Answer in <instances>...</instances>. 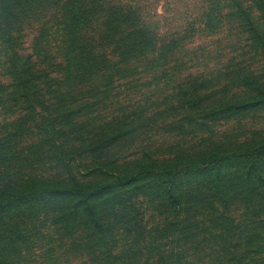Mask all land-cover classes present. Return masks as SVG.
Wrapping results in <instances>:
<instances>
[{
    "label": "trees",
    "instance_id": "trees-1",
    "mask_svg": "<svg viewBox=\"0 0 264 264\" xmlns=\"http://www.w3.org/2000/svg\"><path fill=\"white\" fill-rule=\"evenodd\" d=\"M202 2L201 31L211 29L215 20L219 30L220 14L231 8L228 2L236 3ZM250 2L264 19V0ZM240 13L230 15L228 24L257 41L255 50L264 52V30L249 14ZM53 17L57 34L66 43L65 67L60 69L65 82L58 80L60 86L93 75L107 82L110 72L115 74L139 58L162 62L153 55L157 48L164 54L176 52L187 39L161 35L144 19L141 8L129 4L0 0V48L4 47L3 71L9 81L0 85V99L33 106L62 98L51 96L59 94L51 87L44 92L39 88L41 82L48 85L49 76L31 58L20 56L14 43L24 23L49 22ZM96 30L102 40L82 44L81 37ZM107 47L115 48L118 62L97 53ZM257 98L264 99L261 87L251 89L246 102H218L212 112L217 117H238L264 105ZM72 116L35 127L40 139L29 147L17 145V138L27 133L24 127L0 137V264H29L24 254L37 249L40 239L50 246V258L56 254V241L65 240L67 252L85 255L88 264H264V222H254L261 211L247 212L237 224L228 216L230 207L239 202L264 206V144L231 148L221 143L204 157L185 163L121 167L102 154L129 133L113 130L97 136L103 140L85 141L82 138L95 136L77 127ZM75 156L92 162L74 166ZM45 166L52 167L54 176L62 171L67 178L44 177ZM193 242L203 246L191 247ZM195 251L203 257L197 258Z\"/></svg>",
    "mask_w": 264,
    "mask_h": 264
},
{
    "label": "rangeland",
    "instance_id": "rangeland-1",
    "mask_svg": "<svg viewBox=\"0 0 264 264\" xmlns=\"http://www.w3.org/2000/svg\"><path fill=\"white\" fill-rule=\"evenodd\" d=\"M104 1L115 6L129 4L141 8L144 19L151 22L161 35H179L187 39L176 52L164 54L157 48V54L153 55H159L157 58L162 62L153 61L154 57L150 61L139 58L131 65H122L121 71L115 74L110 72L111 80L107 82L93 75L84 76L82 80L70 79L60 86L58 80L65 82L60 69L65 67L66 43L64 38H60L61 34L58 35L57 22L53 17L49 22L24 23L22 31L15 35V50L20 56L31 58L32 64L49 76L48 85L41 82L39 88L44 92L51 87V91H59V94L51 96L62 98L58 102L47 100L33 106L0 99L1 138L24 127L27 133L17 138V145L29 147L40 139L39 130L35 127L50 121L59 122L62 116L71 113L75 122L79 123L77 127H82L89 137L95 136L93 139L82 138L85 141L103 140L97 136L113 130L123 129L129 133L125 140L102 154L109 161H117L121 167L124 164L137 167L150 163H185L194 157H204L221 143L230 144L231 148L264 144V105L234 118L217 117L212 112L218 102H246L251 89H264V52L255 50L257 41H250L243 31L233 30L228 24L229 16L241 15V11L243 15L249 14L251 21L264 30V19L250 0L228 2L231 8L222 10L224 16L220 14L222 27L216 30L219 20H215L211 29L204 28L202 31L199 24L203 0ZM57 15L60 17L61 13ZM193 29L197 31L194 33ZM81 38L82 44L89 39L98 41L102 40V33L96 30L90 36L83 35ZM3 52L4 47L0 48V85H7L9 81L3 71L6 69ZM97 53L106 54L111 62H118L114 47L98 48ZM101 67L107 70V64L102 63ZM100 75H103L102 71ZM73 98L76 101H72ZM263 100L257 98L260 103ZM31 107L34 110L28 112ZM74 145L75 149L80 146L78 143ZM85 157L79 159L75 156L74 166L91 164L92 160ZM44 168L46 178H67L62 171L54 176L52 167ZM252 210L261 211L254 222L262 224L264 206L260 205L236 203L230 207L228 216L237 224ZM45 236L46 232H43L41 237ZM42 241L37 242V249L32 253L24 254L29 264H88L85 255L67 252L65 240L56 241L59 244L56 254L50 258L51 248ZM193 246L200 248L203 245L194 243ZM194 255L203 257L199 251H195Z\"/></svg>",
    "mask_w": 264,
    "mask_h": 264
}]
</instances>
